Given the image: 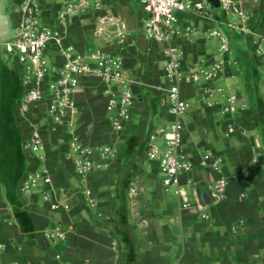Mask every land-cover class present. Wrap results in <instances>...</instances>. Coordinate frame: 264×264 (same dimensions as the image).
Returning <instances> with one entry per match:
<instances>
[{
	"label": "crops",
	"instance_id": "crops-1",
	"mask_svg": "<svg viewBox=\"0 0 264 264\" xmlns=\"http://www.w3.org/2000/svg\"><path fill=\"white\" fill-rule=\"evenodd\" d=\"M233 1L247 17L249 33L230 26L237 16L213 10L221 5L208 4L206 18L179 14V34L174 42L182 52L185 73L218 55V40L209 38L213 30H222L231 42L237 31L246 36L247 45L235 59L228 56L217 85L224 83L239 93L244 110L238 122L249 130L248 136H226L219 109L206 106L202 86L185 87L190 108L184 150L196 166L181 176L191 203L182 208L170 192L174 190L163 186L158 163L144 157L149 134L172 117L163 112V98L170 85L164 74L166 45L145 37V12L134 14L141 0H102L104 8L83 12L71 24L59 20L64 0H41L38 17L47 26L65 32L78 50L89 53L103 47L121 54L135 101L127 129L117 133L107 112L106 85L96 77L84 78L73 123L54 127L42 106L22 116L18 104L15 110L7 105L8 94L2 90L0 77V244L6 245L5 250L0 249V264H264V55L259 50H264V0ZM23 2L10 0L13 25L23 17ZM118 8L127 10L137 26L129 34L126 31L122 48L116 38L97 32L100 16L115 17L123 24ZM3 50L0 46V54ZM18 73L12 72L11 81L19 79L21 98ZM34 123L43 132L40 154L24 148ZM75 137L95 151L111 145L117 156L106 168H98L102 160L96 154L94 173L83 179L73 162ZM208 151L224 156L221 172L198 164ZM44 166L51 170L52 185L32 196L23 195L19 188L22 180ZM220 177L229 181L227 197L201 206L196 191L211 190ZM85 189L93 191V198L83 193ZM43 192H51L49 201L44 200ZM52 201L69 204L70 209L53 210ZM59 224L69 234L66 241L56 243L46 233Z\"/></svg>",
	"mask_w": 264,
	"mask_h": 264
},
{
	"label": "built area",
	"instance_id": "built-area-1",
	"mask_svg": "<svg viewBox=\"0 0 264 264\" xmlns=\"http://www.w3.org/2000/svg\"><path fill=\"white\" fill-rule=\"evenodd\" d=\"M145 16L143 32L153 42L165 44L166 62L164 74L170 83L163 98V112L172 117L165 125L155 128L148 137L144 148V157L150 162H157L166 190L173 189L182 208L191 206L187 192L183 189L181 176L191 172L196 163L187 157L184 150L185 120L190 103L184 96L186 86H202V96L206 106L218 108L226 119L225 134L248 136L249 130L238 122L244 105L238 94L230 91L228 86L217 85L226 69L228 56L232 54L231 39L222 30H213L209 38L219 42V53L212 59L202 61L199 68L189 73L183 71L180 47L174 42L179 34V14L184 12L197 17H208L209 6L206 0H141ZM41 0H24L21 6L23 15L15 25L14 35L2 40L0 46L7 53L14 54L21 70H19L22 86L18 112L28 115L35 106H42L48 113L54 127L72 124L79 113L77 93L84 78L96 77L106 85L107 112L113 130L123 133L132 118V107L135 101L130 87L131 80L127 76L121 54L106 51L103 47L93 52L84 53L78 50L75 43L68 40L65 32L51 28L38 17ZM104 8L102 0H64L59 13V20L71 24L81 13L88 10L100 11ZM221 8L228 14L237 16L230 26L249 33L247 17L233 0H221ZM97 32L107 38H116L117 46L124 47L127 36L120 19L112 16H100ZM186 35H189L186 32ZM264 42V37H262ZM2 44V45H1ZM264 55V50L260 49ZM258 148L260 144L256 142ZM24 148L40 154L44 150V138L39 124H32ZM73 162L76 172L87 179L94 173L97 165L95 155L102 163L98 168H106L107 162L117 156V149L105 145L99 151L83 144L78 137L71 144ZM225 159L221 153L206 152L200 159L202 168L221 172ZM53 183L49 167L28 174L20 184V192L32 196L37 190H44ZM229 181L220 177L211 188L217 201L227 197ZM93 198V191H83ZM51 192H43L45 201H49ZM93 205L96 203L91 200ZM53 210H69V204L51 202ZM206 218L208 216H205ZM68 231L59 224L48 231L46 236L53 242L66 241ZM5 250L6 245L0 244ZM57 258H60L57 255Z\"/></svg>",
	"mask_w": 264,
	"mask_h": 264
},
{
	"label": "rangeland",
	"instance_id": "rangeland-1",
	"mask_svg": "<svg viewBox=\"0 0 264 264\" xmlns=\"http://www.w3.org/2000/svg\"><path fill=\"white\" fill-rule=\"evenodd\" d=\"M6 4H7V10L8 12L11 9V4H10V0H6ZM214 11L221 10V14H222V8H217V9H213ZM138 11H143V5H137V8L135 9L134 14L137 15ZM139 22V18L137 17V23ZM139 25V24H138ZM130 32H128L127 34H129ZM240 33V32H239ZM238 33V31L236 32L237 38L236 40H234L233 42H231V58L235 59L236 56H238L239 52L241 49H244V47L247 45V39L243 38L246 36H240V34ZM232 41V39H231ZM3 43V42H0ZM2 45V44H1ZM0 65L2 68V71L0 73V77H1V85L3 84V88L2 90H7L6 95L8 94L7 97V105L10 104L11 106L14 107L15 110V105L18 104V101L20 100L18 92L19 91V79H12L11 81V74L14 71H19L21 70L18 62H16V58L14 56V54L11 53H7L5 50H3L0 54ZM222 86H225L224 83H221ZM234 93L238 94L239 93L237 91H235ZM10 107V106H9ZM220 115V114H219ZM220 126L223 127V124L226 122V119L220 115ZM173 190V189H172ZM172 194H175L174 191H170ZM175 196V195H174Z\"/></svg>",
	"mask_w": 264,
	"mask_h": 264
},
{
	"label": "water",
	"instance_id": "water-1",
	"mask_svg": "<svg viewBox=\"0 0 264 264\" xmlns=\"http://www.w3.org/2000/svg\"><path fill=\"white\" fill-rule=\"evenodd\" d=\"M207 3L213 7L221 5L219 0H207ZM119 9V17L123 20V28L125 31L131 32L136 30V22L133 16L125 9ZM14 35L13 22L10 13L7 10L6 0H0V41L8 39ZM201 206H208L216 201L212 191L209 188L198 189L196 191Z\"/></svg>",
	"mask_w": 264,
	"mask_h": 264
},
{
	"label": "trees",
	"instance_id": "trees-1",
	"mask_svg": "<svg viewBox=\"0 0 264 264\" xmlns=\"http://www.w3.org/2000/svg\"><path fill=\"white\" fill-rule=\"evenodd\" d=\"M17 75L19 76V73ZM19 78H20V76H19Z\"/></svg>",
	"mask_w": 264,
	"mask_h": 264
}]
</instances>
